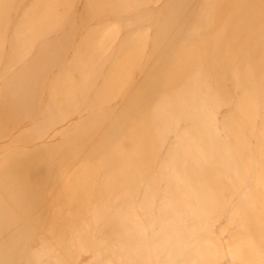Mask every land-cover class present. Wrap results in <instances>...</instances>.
Instances as JSON below:
<instances>
[{
  "label": "rangeland",
  "instance_id": "1",
  "mask_svg": "<svg viewBox=\"0 0 264 264\" xmlns=\"http://www.w3.org/2000/svg\"><path fill=\"white\" fill-rule=\"evenodd\" d=\"M0 264H264V0H0Z\"/></svg>",
  "mask_w": 264,
  "mask_h": 264
},
{
  "label": "bare ground",
  "instance_id": "2",
  "mask_svg": "<svg viewBox=\"0 0 264 264\" xmlns=\"http://www.w3.org/2000/svg\"><path fill=\"white\" fill-rule=\"evenodd\" d=\"M19 166H21V168H20ZM17 168H18V169H17ZM23 168H24L23 165H19V164H18L16 168H13V169H12L13 171H11V176H16L18 179L21 178V176L18 175V172H19L20 170H22ZM24 169H25V168H24ZM26 171H27V170H25L24 173H26Z\"/></svg>",
  "mask_w": 264,
  "mask_h": 264
}]
</instances>
